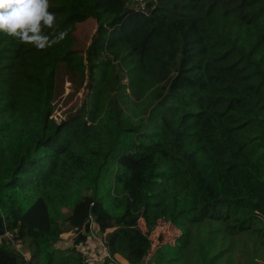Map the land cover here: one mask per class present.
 <instances>
[{
	"label": "trees",
	"instance_id": "1",
	"mask_svg": "<svg viewBox=\"0 0 264 264\" xmlns=\"http://www.w3.org/2000/svg\"><path fill=\"white\" fill-rule=\"evenodd\" d=\"M50 5L57 30H68L62 42L39 50L0 33V215L12 237H0V264H81L89 216L108 232L111 258L129 264H145L159 223L180 234L157 264H240L236 254L258 264L264 0ZM87 20L97 28L81 53L74 33ZM61 64L87 83L79 108L57 122ZM68 231L71 249H55Z\"/></svg>",
	"mask_w": 264,
	"mask_h": 264
},
{
	"label": "rangeland",
	"instance_id": "2",
	"mask_svg": "<svg viewBox=\"0 0 264 264\" xmlns=\"http://www.w3.org/2000/svg\"><path fill=\"white\" fill-rule=\"evenodd\" d=\"M134 7V6H132ZM97 26L96 23L93 20H87L83 23H80L76 26V31L74 33V49L84 53L87 46L91 42V37L95 33ZM87 83L86 77H81L79 75H71L67 68L61 64L59 69L56 73V86H55V95H54V111H53V118L56 119L57 122H59L61 119L65 118L72 112H74L77 108H79L83 97L85 95V85ZM108 185L104 186V189L107 190ZM139 226L142 230H144V226L142 225V221L139 222ZM199 233V248L198 252L205 253V250L202 248V244L205 241L208 230L206 227L200 228ZM179 231L172 227L168 223H159V225L156 227L154 232L150 235V238L152 240V249L150 251V254L146 258L145 264L148 262V264H157L155 261V253L158 249L163 247L165 244H172L175 240V238L179 235ZM75 236V235H73ZM5 238V237H4ZM73 238V237H72ZM64 245L61 246V251L67 250V237H65ZM71 241V240H70ZM61 244V243H59ZM57 244L54 245V248H56ZM248 251L253 254L252 246L247 243L246 245ZM216 254V249H213L211 252V256ZM67 254H64L63 257H66ZM222 262H225L226 254H222ZM208 255V257H211ZM254 257H256L254 255ZM264 256L258 257V264H264L263 260ZM235 260L239 262L240 264H246V259L242 258L240 259L238 255L236 254Z\"/></svg>",
	"mask_w": 264,
	"mask_h": 264
},
{
	"label": "clouds",
	"instance_id": "3",
	"mask_svg": "<svg viewBox=\"0 0 264 264\" xmlns=\"http://www.w3.org/2000/svg\"><path fill=\"white\" fill-rule=\"evenodd\" d=\"M50 7V0H0V33L39 50L51 48L66 39L68 30H57Z\"/></svg>",
	"mask_w": 264,
	"mask_h": 264
},
{
	"label": "built area",
	"instance_id": "4",
	"mask_svg": "<svg viewBox=\"0 0 264 264\" xmlns=\"http://www.w3.org/2000/svg\"><path fill=\"white\" fill-rule=\"evenodd\" d=\"M135 3H139L140 0H133ZM53 117V116H52ZM106 232H100L97 224L92 216L88 219V231L85 233L86 240L79 244L76 249L81 256V264H118L114 258H111L107 248ZM8 240L12 237L9 234H5ZM13 247L16 250H21V244L19 242L11 241ZM24 259L28 261L29 254L23 252Z\"/></svg>",
	"mask_w": 264,
	"mask_h": 264
},
{
	"label": "crops",
	"instance_id": "5",
	"mask_svg": "<svg viewBox=\"0 0 264 264\" xmlns=\"http://www.w3.org/2000/svg\"><path fill=\"white\" fill-rule=\"evenodd\" d=\"M140 225V224H139ZM142 225L144 226L143 222ZM145 230V227H144ZM108 233V232H107ZM74 233L72 231H68L66 233H63L60 237V240L56 243L57 246L55 249L57 250H61V246L60 245H64L65 246V242L63 240H65V237H67V250L71 249V247L73 246V238H74ZM73 237V238H72ZM71 240V241H70ZM61 243V244H59ZM28 253V252H27ZM115 260L118 264H129L125 259H123L121 256L117 255L115 256Z\"/></svg>",
	"mask_w": 264,
	"mask_h": 264
},
{
	"label": "water",
	"instance_id": "6",
	"mask_svg": "<svg viewBox=\"0 0 264 264\" xmlns=\"http://www.w3.org/2000/svg\"><path fill=\"white\" fill-rule=\"evenodd\" d=\"M6 234L3 219L0 215V237L4 236Z\"/></svg>",
	"mask_w": 264,
	"mask_h": 264
}]
</instances>
